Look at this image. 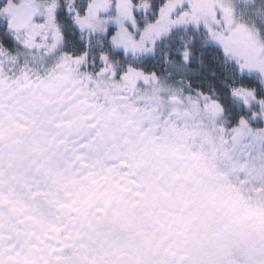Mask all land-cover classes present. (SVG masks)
Here are the masks:
<instances>
[{
    "label": "snow or ice",
    "instance_id": "1",
    "mask_svg": "<svg viewBox=\"0 0 264 264\" xmlns=\"http://www.w3.org/2000/svg\"><path fill=\"white\" fill-rule=\"evenodd\" d=\"M0 264H264V0H0Z\"/></svg>",
    "mask_w": 264,
    "mask_h": 264
}]
</instances>
